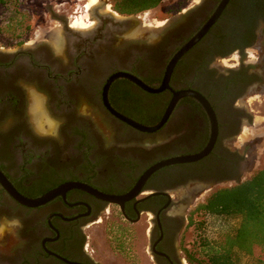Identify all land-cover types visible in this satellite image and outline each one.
I'll use <instances>...</instances> for the list:
<instances>
[{
	"label": "flooded vegetation",
	"instance_id": "1",
	"mask_svg": "<svg viewBox=\"0 0 264 264\" xmlns=\"http://www.w3.org/2000/svg\"><path fill=\"white\" fill-rule=\"evenodd\" d=\"M87 1L79 0L83 12ZM222 1L169 0L136 16L107 11L103 3L91 8L83 29L62 22L58 43L44 31L0 46V173L16 192L37 198L77 183L121 198L157 162L202 151L210 121L195 99H180L160 129L144 133L110 113L104 88L119 73L159 87L174 54ZM168 87L150 94L116 78L106 102L154 126L172 91H195L217 122L211 152L154 172L137 196L118 203L71 189L27 208L0 184V264H108L91 237L96 228L112 264H189L181 241L191 210L212 187L252 176L264 156L253 155L264 139V116L251 106L264 107V0H228L176 63Z\"/></svg>",
	"mask_w": 264,
	"mask_h": 264
},
{
	"label": "trees",
	"instance_id": "2",
	"mask_svg": "<svg viewBox=\"0 0 264 264\" xmlns=\"http://www.w3.org/2000/svg\"><path fill=\"white\" fill-rule=\"evenodd\" d=\"M17 0H0V6ZM164 0H110L112 11L123 16H136L154 10ZM232 220L231 230L222 229L209 239L198 235L192 249H185L189 264H241L247 257L256 264H264L255 251L264 253V169L234 185L220 187L199 203L189 216L188 226L195 229L194 215ZM137 261L136 263H138Z\"/></svg>",
	"mask_w": 264,
	"mask_h": 264
},
{
	"label": "rangeland",
	"instance_id": "3",
	"mask_svg": "<svg viewBox=\"0 0 264 264\" xmlns=\"http://www.w3.org/2000/svg\"><path fill=\"white\" fill-rule=\"evenodd\" d=\"M90 1L91 0H88L86 2L84 12L79 7V0H17L15 2L7 3L4 6H0V46L10 47L15 45L16 42L21 43L22 41L30 40L35 35L44 31L54 33L53 36H58L57 33H60L61 31L62 22L69 21L74 26L76 19L85 17L86 15L87 17L90 16L92 10H87L86 12V7L90 4ZM168 2L169 0H164L161 5L165 6ZM103 3L106 5V10L107 7L111 10L112 4L110 0H102V3L97 6H100ZM86 19L87 18H85L84 23L86 22ZM251 106L253 109L260 111V113L256 114L257 116H264V107L255 102H252ZM256 120L259 122L262 121L258 118ZM258 126L261 127V124ZM263 140L264 139L257 140L259 141V145L258 149H256L253 154L254 157H261L264 151V143H261ZM257 169H264V156L261 158L260 165L256 167V170ZM250 176L251 175H248L246 179ZM226 186L212 187L197 203H202L215 189ZM195 204L196 203L192 204L193 207ZM193 219L198 223V226L196 229L193 226H187L184 230L181 241V247L183 250L192 249L194 241L198 235L212 239L224 229L231 230L236 225L232 220H220L219 218L204 216L201 213L194 215ZM13 223L14 222L12 221V224ZM91 237L101 255L100 257L104 259L105 263L110 264L112 260L107 258V254L103 252L100 246V228H96L95 231L92 232ZM255 253L259 258L264 259V253L261 250H256ZM139 264H146V260H141ZM241 264L256 263L250 258L242 257Z\"/></svg>",
	"mask_w": 264,
	"mask_h": 264
},
{
	"label": "water",
	"instance_id": "4",
	"mask_svg": "<svg viewBox=\"0 0 264 264\" xmlns=\"http://www.w3.org/2000/svg\"><path fill=\"white\" fill-rule=\"evenodd\" d=\"M227 1L228 0H223L222 3L218 6V8L214 11L212 16L209 18V20L206 22V24L199 30V32L195 36H193L186 44H184L174 54V56L169 61L168 65L166 67V70H165V73L163 76V80H162L159 87L150 88V87L144 85L142 82H140L137 78L135 79L130 75L119 73V74H116L113 77H111L108 84L104 88V103H105V106L110 111V113L113 116H115L117 119L121 120L122 122L130 125L131 127L135 128L136 130H138L140 132H144V133H152V132H155L158 129H160L163 126V124L166 122V120L169 117V115L171 114L174 106L176 105V103L180 99L186 98V97H191V98L195 99L197 102H199V104L205 110V112L209 118V121H210V138H209L207 145L205 146V148L202 151H200L196 154H192V155L177 156V157H172V158L164 159V160L157 162L156 164L151 166L142 175V177L137 182V184L134 187V189L132 190V192H130L128 195L121 197V198L106 196L104 194L93 191V190H91V189H89L83 185L77 184V183H67V184L61 185V186L45 193L42 196L37 197V198H26V197H23L22 195H20L18 192H16V190L10 185V183L6 180V178L0 173V184L4 188V190L10 195V197L15 202H17L18 204H20L24 207L37 208V207L45 205L46 203L52 201L53 199H55L58 196L64 197L65 193L71 189H81V190L88 191L91 194H93V195H95L98 198H101L103 200L110 201L112 203H118L119 200L131 199V198L137 196L139 193V189H140L141 185L143 184V182L154 172H156L162 168L168 167V166L194 163V162H197V161L205 158L211 152L213 145L215 143V140L217 137V122H216L214 113H213L210 105L208 104L206 99L204 97H202L199 93L192 91V90H182V91H178V92L172 91L173 96H172V99H171L169 105L167 106V108L165 110V113L163 114L160 122L154 126H143V125H140L138 123L131 121L130 119H128L126 117H123V116L115 113L108 106V104L106 102V93H107V88H108L109 84L113 80H115L116 78H126L132 82H136V85H138L142 90H144L150 94H157V93L163 92L164 90L168 89L169 88L168 83L170 80V76H171V73H172L176 63L180 60V58L186 52H188L196 43H198L204 37V35L209 30V28L219 18V16H220L223 8L225 7Z\"/></svg>",
	"mask_w": 264,
	"mask_h": 264
},
{
	"label": "bare ground",
	"instance_id": "5",
	"mask_svg": "<svg viewBox=\"0 0 264 264\" xmlns=\"http://www.w3.org/2000/svg\"><path fill=\"white\" fill-rule=\"evenodd\" d=\"M102 3V0H91L90 4L87 6V10H91L92 7L97 6ZM109 8L107 7V11ZM85 18H88L87 15L85 17H80L76 19V22L74 23V27H77L78 29H83L86 27L84 20ZM53 41H56L57 43L59 42V37L58 36H53Z\"/></svg>",
	"mask_w": 264,
	"mask_h": 264
}]
</instances>
